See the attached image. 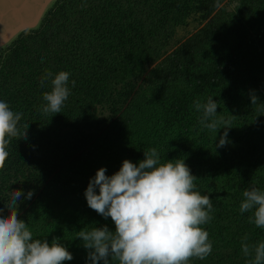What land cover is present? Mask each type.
I'll return each mask as SVG.
<instances>
[{
	"label": "trees",
	"instance_id": "trees-1",
	"mask_svg": "<svg viewBox=\"0 0 264 264\" xmlns=\"http://www.w3.org/2000/svg\"><path fill=\"white\" fill-rule=\"evenodd\" d=\"M223 1L57 0L37 29L22 31L0 63V100L23 113L21 133L29 127L26 139L8 138L0 212L9 215L11 191H23L18 218L33 239H58L73 255L65 264H91L77 232L115 225L88 207L90 180L100 168L115 174L126 159L138 166L155 148L162 163L183 159L195 190L212 200L213 219L202 226L212 252L190 264H247L242 238L264 242L252 212L239 211L244 190L264 191V0H238L211 16ZM191 12L207 22L166 54L172 28ZM46 71L70 73L60 113L41 111L51 91L50 80L40 84ZM209 96L231 120L222 148L225 129H202L193 107ZM107 104L112 120L98 127Z\"/></svg>",
	"mask_w": 264,
	"mask_h": 264
},
{
	"label": "clouds",
	"instance_id": "clouds-1",
	"mask_svg": "<svg viewBox=\"0 0 264 264\" xmlns=\"http://www.w3.org/2000/svg\"><path fill=\"white\" fill-rule=\"evenodd\" d=\"M216 6L219 4L217 2ZM70 73L61 71L53 75L46 71L41 87L50 80L51 91L43 93V114L60 113L70 96ZM72 81V86H75ZM253 105L258 98L251 97ZM194 109L201 113L202 129L217 132L225 129L217 147L228 143L231 120L218 116V103L209 96L196 100ZM22 112H14L9 104L0 100V166L8 156V138H27L18 127ZM223 126V127H221ZM138 166L124 160L115 174L106 175L100 168L90 180L85 192L88 207L105 219L111 218L115 231L102 228H84L77 232L88 250L91 264H190L193 259L205 260L212 252L209 233L202 227L213 217L212 200L196 191L195 180L183 159L162 163L155 148L144 151ZM97 189L99 193L97 194ZM34 193L29 191L27 199ZM23 191H11L5 207L9 215L0 212V264H65L73 259L72 253L58 239L52 243L33 239L28 224L19 219V205ZM241 214L252 212L249 223L264 229V191L252 187L243 191ZM242 238L241 250L247 264H264V242L255 245Z\"/></svg>",
	"mask_w": 264,
	"mask_h": 264
},
{
	"label": "water",
	"instance_id": "water-1",
	"mask_svg": "<svg viewBox=\"0 0 264 264\" xmlns=\"http://www.w3.org/2000/svg\"><path fill=\"white\" fill-rule=\"evenodd\" d=\"M54 0H0V47L19 32L35 28Z\"/></svg>",
	"mask_w": 264,
	"mask_h": 264
},
{
	"label": "rangeland",
	"instance_id": "rangeland-1",
	"mask_svg": "<svg viewBox=\"0 0 264 264\" xmlns=\"http://www.w3.org/2000/svg\"><path fill=\"white\" fill-rule=\"evenodd\" d=\"M57 0H54L45 10L43 16L41 17V20L39 21L38 25L35 28H30L27 30H34L37 29L40 24L42 19L45 17L47 12L51 9L53 4ZM238 0H224L218 9L211 15L213 16L217 11L220 9H225L227 11H232ZM207 20H203L201 14L198 12H191L187 17L183 18V21L181 23H177L174 25L172 28V34L170 35L167 45L165 47V52L166 54L171 53L173 50H175L177 47H179L187 38L192 36L194 33H196L205 23ZM25 31V30H24ZM22 32V31H21ZM19 32L12 40H10L8 43L2 45L0 47V63L6 54V49L10 46L11 42L17 38V36L21 33ZM155 65H153L151 68H153ZM147 75H144L142 79H145ZM113 104H107L98 109V119L100 120V123L98 127H101L104 123L103 121L110 122L112 120V114H111V109H112ZM93 134L94 131H91Z\"/></svg>",
	"mask_w": 264,
	"mask_h": 264
}]
</instances>
